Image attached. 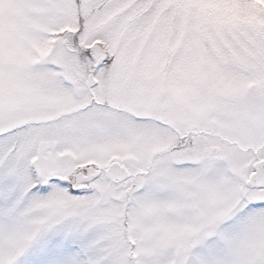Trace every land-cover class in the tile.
<instances>
[{"label": "snow or ice", "instance_id": "1", "mask_svg": "<svg viewBox=\"0 0 264 264\" xmlns=\"http://www.w3.org/2000/svg\"><path fill=\"white\" fill-rule=\"evenodd\" d=\"M0 264H264V0H0Z\"/></svg>", "mask_w": 264, "mask_h": 264}]
</instances>
